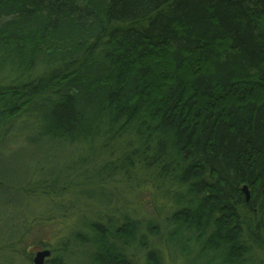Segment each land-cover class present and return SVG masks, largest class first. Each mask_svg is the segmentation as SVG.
Masks as SVG:
<instances>
[{
	"label": "trees",
	"instance_id": "obj_1",
	"mask_svg": "<svg viewBox=\"0 0 264 264\" xmlns=\"http://www.w3.org/2000/svg\"><path fill=\"white\" fill-rule=\"evenodd\" d=\"M36 245L264 264V0H0V264Z\"/></svg>",
	"mask_w": 264,
	"mask_h": 264
},
{
	"label": "rangeland",
	"instance_id": "obj_2",
	"mask_svg": "<svg viewBox=\"0 0 264 264\" xmlns=\"http://www.w3.org/2000/svg\"><path fill=\"white\" fill-rule=\"evenodd\" d=\"M20 163H21L20 161H16L14 163V165L19 166ZM127 191L128 190L126 189V192ZM149 192H151V190H149L147 192L148 194L144 193V202H145V199L149 198L148 197ZM128 197L131 200H134L133 194H128ZM61 200L62 201L59 203H62L66 206V205L72 204L73 197L66 195V196H63L61 198ZM58 201H60V200H57V202ZM52 203L55 205L57 204L55 202L48 201L45 199H39L38 201H35V203L32 204V207H34V209L37 212H43L46 210V208L50 207ZM58 207L59 206H57V208ZM140 207H141V208H139L140 215H143V216L148 215V212H149V211H147L148 206L146 204H142V206H140ZM76 220H77L76 217L71 215V214L64 216V215H62L61 211L59 213L57 212L56 213V219L49 221V223H47L46 225H44V227H42V229L39 232V237L37 239H39V240L42 239V240L46 241L47 243H49L51 245V248L57 247L61 238L65 235H67L70 232V230H72L73 228L76 227ZM43 249H44L43 246L36 245L35 248L31 249L32 251H30V253H32V256L34 257L35 254L39 250H43ZM25 254L26 253H24V255H23V253H22L20 256H18V259H17L18 264H30L29 259L27 258V256ZM166 263L167 264H180V261L173 259L169 255H167L166 256Z\"/></svg>",
	"mask_w": 264,
	"mask_h": 264
},
{
	"label": "water",
	"instance_id": "obj_3",
	"mask_svg": "<svg viewBox=\"0 0 264 264\" xmlns=\"http://www.w3.org/2000/svg\"><path fill=\"white\" fill-rule=\"evenodd\" d=\"M243 191L246 194L247 200H249L251 197V193L247 185L243 187ZM52 255H53V251L51 248H44L43 250H39L35 254L33 258V262L34 264H46L47 259L51 258Z\"/></svg>",
	"mask_w": 264,
	"mask_h": 264
}]
</instances>
